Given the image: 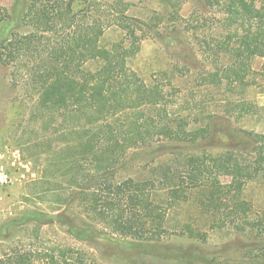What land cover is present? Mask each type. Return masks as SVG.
<instances>
[{"label":"trees","instance_id":"16d2710c","mask_svg":"<svg viewBox=\"0 0 264 264\" xmlns=\"http://www.w3.org/2000/svg\"><path fill=\"white\" fill-rule=\"evenodd\" d=\"M205 1L221 9L233 33L225 48L233 71L249 72L252 60L264 59V8L256 0ZM92 7L83 0H14L9 18L0 20V63L9 69L11 87L27 98V125L39 148L40 190L32 199H55L48 211H29L0 227L5 242L12 237L10 228H34L28 246L5 251L6 244L0 245V264H94L71 247H44L40 230L53 224L77 242L119 236L130 239L126 245L142 256L212 264L188 248L161 242L169 234L170 211L190 200L211 229L264 234V218L246 195L264 171L260 156L248 164L232 152L190 155L173 170L157 167L148 179L120 175L130 150L152 148L156 141L167 142L163 149L182 150L207 129H188L186 118L170 114L164 90L147 85L129 67L138 51L140 22L120 12L109 22ZM19 21L27 33L15 31ZM111 26L125 38L107 48L101 39ZM243 141L248 151L249 142ZM158 193L162 197L156 200ZM74 208L76 218L68 214ZM177 225L179 235L206 240L189 223Z\"/></svg>","mask_w":264,"mask_h":264},{"label":"rangeland","instance_id":"374dc122","mask_svg":"<svg viewBox=\"0 0 264 264\" xmlns=\"http://www.w3.org/2000/svg\"><path fill=\"white\" fill-rule=\"evenodd\" d=\"M83 1L109 22L116 20V12L140 22V28H136L140 38L138 51L128 62L129 67L147 85L158 84L164 90L170 114L186 118L188 129H207L205 137L184 143L182 150L163 149L161 146L167 145L163 141H156L152 148L130 150L121 176L148 179L158 172L157 167L178 168L183 157L226 152L248 164L260 156L264 167V140L255 137L264 136V59L252 60L249 72L233 71L225 48L234 37L219 7H211L205 0ZM13 3L14 0H0V20L9 18ZM256 5L264 8V0H256ZM15 31L24 34L28 29L19 21ZM124 38L123 31L111 26L101 45L109 48ZM25 98L24 93L11 87L9 69L0 63V227L26 212L48 211L49 202H55L51 196L46 198L48 203L32 199L40 190L36 184L42 166L37 158L39 148L35 146L34 132L27 125ZM243 140L249 142L248 151L241 147ZM246 195L257 214L264 218V171L249 183ZM160 197L162 193H158L156 200ZM68 214L79 216L77 208L70 209ZM179 223H189L205 233L206 240L179 235L175 231L180 228ZM75 224L82 226L77 220ZM167 227L169 234L162 243L188 248L191 255L212 264L264 261V234L211 229L192 200L170 211ZM25 228L22 225L8 229L12 237L6 242L0 240V245L6 244L5 251L7 247L22 248L32 243L34 228ZM39 240L46 248L71 247L94 264H185L142 256L136 248L126 245L130 239L119 236L100 235L90 242H77L59 224L42 227ZM195 264L207 263L199 260Z\"/></svg>","mask_w":264,"mask_h":264}]
</instances>
